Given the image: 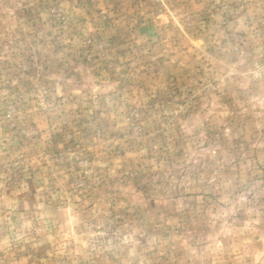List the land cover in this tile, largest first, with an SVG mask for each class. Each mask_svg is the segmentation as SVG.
Wrapping results in <instances>:
<instances>
[{
	"label": "rangeland",
	"instance_id": "obj_1",
	"mask_svg": "<svg viewBox=\"0 0 264 264\" xmlns=\"http://www.w3.org/2000/svg\"><path fill=\"white\" fill-rule=\"evenodd\" d=\"M0 264H264V0H0Z\"/></svg>",
	"mask_w": 264,
	"mask_h": 264
}]
</instances>
